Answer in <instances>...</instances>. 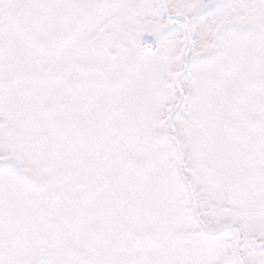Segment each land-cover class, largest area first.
<instances>
[{"label": "snow or ice", "instance_id": "6c2138e0", "mask_svg": "<svg viewBox=\"0 0 264 264\" xmlns=\"http://www.w3.org/2000/svg\"><path fill=\"white\" fill-rule=\"evenodd\" d=\"M0 264H264V0H0Z\"/></svg>", "mask_w": 264, "mask_h": 264}]
</instances>
